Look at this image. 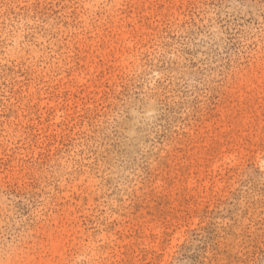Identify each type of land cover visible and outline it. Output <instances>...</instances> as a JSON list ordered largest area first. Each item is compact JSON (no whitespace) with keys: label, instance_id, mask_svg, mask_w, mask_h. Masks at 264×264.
Returning <instances> with one entry per match:
<instances>
[{"label":"rangeland","instance_id":"374dc122","mask_svg":"<svg viewBox=\"0 0 264 264\" xmlns=\"http://www.w3.org/2000/svg\"><path fill=\"white\" fill-rule=\"evenodd\" d=\"M63 223L52 264H264V0H0V264Z\"/></svg>","mask_w":264,"mask_h":264},{"label":"bare ground","instance_id":"6f19581e","mask_svg":"<svg viewBox=\"0 0 264 264\" xmlns=\"http://www.w3.org/2000/svg\"><path fill=\"white\" fill-rule=\"evenodd\" d=\"M123 26V25H122ZM114 35H115V39L118 41V42H121V43H125V39L128 37V36H130V31H128L127 29H124L123 27H119L118 28V30H116V32L114 33ZM211 130V129H210ZM226 131V130H225ZM230 131H234V129H230ZM210 132V134H208L207 136H206V143L207 144H212L213 145V147H214V150H213V152L211 153H209V154H202V157H203V159H202V161H201V163L203 162V161H205V160H207V159H209L210 157H212V154H214V152H218V151H225V148H224V146H225V144H223V143H220V144H216L215 142H214V139H217V135L216 134H214L212 137H209L212 133H211V131H209ZM240 143V140H239V138H237V136H236V133L233 135V137L230 139V141H229V146H231V147H235L237 144H239ZM171 164V163H170ZM183 193H185V192H183ZM167 194H168V196H169V192H167ZM71 212V211H70ZM67 214V213H66ZM70 215V214H69ZM67 216V215H66ZM70 217H71V215H70ZM72 217H74L73 216V214H72ZM71 217V218H72ZM147 217V216H146ZM66 219H67V217H66ZM73 219H75V218H73ZM66 221V220H65ZM70 221V220H69ZM73 221V220H72ZM61 222V221H60ZM67 222V221H66ZM139 222H141V221H139ZM62 223V222H61ZM65 223V222H64ZM64 223L63 224H61V225H63L62 227L63 228H61V233H60V231L58 232L57 230V234L55 235V236H52L51 235V233H49V236L51 235L52 237L50 238V240H49V242H48V244H47V255H45L44 257H42L41 258V261L44 263V264H52V262L55 260V258H56V256L58 255H61L60 254V247H61V245L63 246V244H64V242L66 241V242H70V234H71V231H72V227H73V225L71 226H68V225H64ZM69 223V222H68ZM71 223V222H70ZM66 224V223H65ZM141 224H142V229L144 228L143 226L145 225V226H149L148 224H145V223H143V222H141ZM61 225H59V227H61ZM70 227V228H69ZM150 228H152V227H150ZM57 229H60V228H57ZM68 229H70V230H68ZM53 230H51V232H52ZM149 230H145L144 231V235L145 236H147V237H149L150 236V234H149V232H148ZM152 231H154V230H151V232ZM65 233V235H63ZM49 238V237H48Z\"/></svg>","mask_w":264,"mask_h":264}]
</instances>
